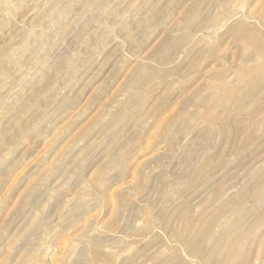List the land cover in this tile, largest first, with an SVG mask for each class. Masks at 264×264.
<instances>
[{"label":"rangeland","instance_id":"374dc122","mask_svg":"<svg viewBox=\"0 0 264 264\" xmlns=\"http://www.w3.org/2000/svg\"><path fill=\"white\" fill-rule=\"evenodd\" d=\"M263 74L264 0H0V264H263Z\"/></svg>","mask_w":264,"mask_h":264},{"label":"bare ground","instance_id":"6f19581e","mask_svg":"<svg viewBox=\"0 0 264 264\" xmlns=\"http://www.w3.org/2000/svg\"><path fill=\"white\" fill-rule=\"evenodd\" d=\"M262 56H263V54H262ZM264 75V74H263ZM263 75H261V76H258L257 75V79H256V82H261V81H263V79H264V77H263ZM217 214V213H216ZM206 221V220H205ZM204 221V222H205ZM238 221V220H237ZM205 225V224H204ZM202 227V226H201ZM205 227V226H204ZM237 227H238V223L236 222V221H233L232 223H231V225H230V232H231V235H233V234H236L237 233ZM209 228V227H208ZM205 229V228H204ZM201 230V229H200ZM199 230V231H200ZM228 230V229H227ZM199 231H198V234H199ZM234 237V236H233ZM256 241V240H255ZM218 243V242H217ZM188 246H190V245H188ZM187 246V247H188ZM218 246V245H217ZM187 247H186V249H187ZM214 247V246H213ZM188 248H190V247H188ZM184 251V250H183ZM220 251V250H219ZM223 251H224V249H223ZM182 252V251H181ZM186 252H187V250H186ZM184 253V252H183ZM238 253V252H237ZM223 255V254H222ZM222 255H221V257H222ZM178 258H179V256H178ZM211 259H212V257H211ZM211 261V260H210ZM247 262V261H246ZM263 264H264V259H263ZM225 263H226V261H225ZM201 264V263H200ZM207 264H209V262L207 263Z\"/></svg>","mask_w":264,"mask_h":264}]
</instances>
